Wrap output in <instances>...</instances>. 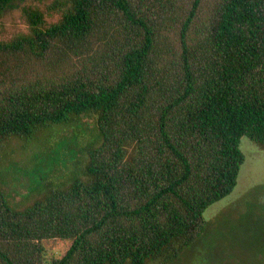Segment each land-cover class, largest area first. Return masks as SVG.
<instances>
[{
    "label": "trees",
    "instance_id": "obj_1",
    "mask_svg": "<svg viewBox=\"0 0 264 264\" xmlns=\"http://www.w3.org/2000/svg\"><path fill=\"white\" fill-rule=\"evenodd\" d=\"M48 7L0 40V140L41 148L21 201L0 171V264H173L264 149V0Z\"/></svg>",
    "mask_w": 264,
    "mask_h": 264
},
{
    "label": "rangeland",
    "instance_id": "obj_2",
    "mask_svg": "<svg viewBox=\"0 0 264 264\" xmlns=\"http://www.w3.org/2000/svg\"><path fill=\"white\" fill-rule=\"evenodd\" d=\"M55 1L25 0L19 7L8 9L0 18V40L7 41L27 31L22 10L25 6L40 8L47 13L48 23L56 22L61 13L48 11V6ZM25 144L26 141L19 137L0 140V171L10 168L5 177L6 184L2 185L8 191L13 190L14 185L18 186L19 195L13 193L16 201L29 194L27 166L41 151L38 146L25 151ZM241 148L245 162L235 189L206 210L208 229L173 264H264V149L246 136L242 138ZM55 151H51L52 157L59 158ZM61 154L71 159L66 149ZM69 246L70 242L65 240L51 242L47 256L60 257Z\"/></svg>",
    "mask_w": 264,
    "mask_h": 264
}]
</instances>
